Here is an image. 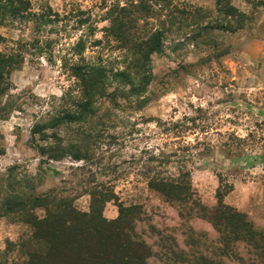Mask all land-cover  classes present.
Masks as SVG:
<instances>
[{"label": "rangeland", "instance_id": "1", "mask_svg": "<svg viewBox=\"0 0 264 264\" xmlns=\"http://www.w3.org/2000/svg\"><path fill=\"white\" fill-rule=\"evenodd\" d=\"M30 1L27 14L0 25V51L21 60L0 95V264H28L30 254L50 247L33 220L2 212L9 195L46 197L47 206L32 212L43 220L59 214L62 201L88 213L94 199L113 191L116 198L91 218L101 231L97 239L111 238L103 231H113L109 222L119 218L120 205L131 208L124 230L149 247L148 264H188L175 261L181 250L189 259L194 251L218 253L219 233L205 214L219 205L221 191L228 190L225 204L264 229V0H230L245 14L239 28H206L224 18L218 0H172L169 14L141 20L138 32L166 30L146 80L128 69L121 45L105 37L116 0ZM85 63L108 72H93L99 83L84 98L71 68ZM85 100L92 101L87 113L55 124ZM61 142L73 145L79 159L60 152L49 159L47 149ZM162 152L173 154L169 164L150 160ZM181 172H190L192 184L185 198L149 185L158 173L178 180ZM91 234L80 247L94 253Z\"/></svg>", "mask_w": 264, "mask_h": 264}, {"label": "trees", "instance_id": "2", "mask_svg": "<svg viewBox=\"0 0 264 264\" xmlns=\"http://www.w3.org/2000/svg\"><path fill=\"white\" fill-rule=\"evenodd\" d=\"M116 1L105 18L108 20V26L105 28V37L108 39L113 37L121 45V48L126 52L128 57V69H134V76H138L140 80H146L151 56L153 53L162 50L166 30L164 28H155V30L147 32H138L137 28L141 20H146L147 23L150 18L159 15L158 12L160 10H164L166 14H169L172 11L170 8L172 0H123V3L120 0ZM104 2L108 5V0ZM31 5L30 0H0V25L2 24V19L5 17L11 16L15 18L24 16L31 9ZM217 11L224 15L222 23L216 20L208 21L206 28H239L240 20L245 18V14L238 11L231 4L230 0H218ZM130 29H136V32L132 31L133 34H130ZM0 39H2L1 33ZM101 43L102 41H97V44ZM78 46L79 48L81 47L79 43ZM20 63V55L0 51V95L8 90L10 86L9 75ZM71 69L72 75L81 82V87L83 86L82 95L84 98L85 96H93V92L99 83L97 76H93V72L101 73V75L108 72L106 66L102 64L98 66H90L86 63L75 64ZM91 103L92 101L90 100H85L83 104L74 103V106H78L76 109L65 111L64 115H58L53 121L58 125L62 119L70 118L71 122L72 120H77L78 117L88 112V107H90ZM4 111L5 109L0 108V112ZM53 126L55 127L56 125ZM74 149L73 145L67 147L66 143L62 144L61 142L58 146L47 149L50 152L48 153V157L49 159L57 160L60 156L57 152H60L61 156L70 153L72 158L79 159L80 154L76 150L73 151ZM172 156L173 154L171 153L162 152L158 156L152 155L150 160L157 161L160 165L165 166L170 163ZM189 178L190 172L183 174L181 172L180 179L178 180L171 177H163L158 173L157 177L150 179L149 185L165 193L168 197L178 196L185 198L186 194H188V188L192 185ZM221 192L219 193V205L210 208L208 214L205 211V216L211 220L219 233L217 240L219 244L216 249L218 253L212 251L210 255L208 253L207 255L194 251L191 259H189L190 253L181 250L173 255L175 261L180 263L186 262L188 264H228L224 261L225 257L239 261L242 264H264V229L257 230L245 213L225 204L223 197L227 195L228 190ZM115 198L116 194L113 191L102 194L100 199L96 198L93 200L91 211L88 213L80 212L67 202L62 201L60 204L63 206V209L60 213L58 212L59 214H55V212L48 213L45 219L38 220L32 212L37 207L47 206L45 205L47 204L46 197L34 194H28L26 197L9 195L8 205H5L4 202L3 206L6 207L2 212H8V214L16 213L23 221L33 220L34 225L36 224V227L42 230L40 233V235L42 234L41 238H44L50 247L46 253H41L40 255L36 253L30 254L28 264H60L61 261L68 264L72 263L75 259L78 264H148V259L152 256L149 247L144 242L134 243L130 241L129 234L124 230V227L131 220L130 216L133 214V209L131 208L120 205L119 218L109 222V225L113 227V231L110 229L103 231L107 235H111V238L97 239L98 233L101 231L94 227V221L91 218L101 214L104 203ZM77 218L81 220L79 224L80 230H76L77 227L74 225ZM127 220L129 221L128 223H126ZM83 221H88V223L86 222V225L82 227ZM88 227L89 230H93V234L91 235L97 244L94 253H90L88 250L82 248L84 244L88 243L86 237L89 233ZM109 231L110 233H108ZM69 233L71 236L67 237ZM106 234L103 233V236ZM114 234L115 238L113 237ZM74 235L76 237L78 235L77 238L75 237V241L79 242L76 250H74L73 243ZM198 241L200 242L199 239ZM240 245L243 247V253L239 252L238 246ZM106 247L109 249L116 247V249L113 248L114 250L107 251Z\"/></svg>", "mask_w": 264, "mask_h": 264}]
</instances>
